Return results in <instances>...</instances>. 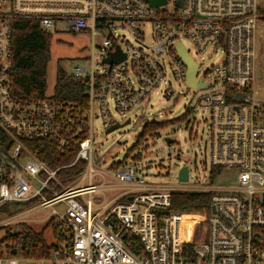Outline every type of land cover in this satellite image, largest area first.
I'll return each mask as SVG.
<instances>
[{
    "label": "built area",
    "instance_id": "1",
    "mask_svg": "<svg viewBox=\"0 0 264 264\" xmlns=\"http://www.w3.org/2000/svg\"><path fill=\"white\" fill-rule=\"evenodd\" d=\"M17 20L38 22L52 37H90V54L68 75L84 86L78 101L47 92L43 99L15 94ZM263 20L258 0H166L161 6L146 0H0V207L37 201L10 218L22 224L34 210L53 208L43 220L55 238L43 258L23 256L20 243H6L9 253L0 264H264V98L256 78V31ZM185 40L207 54L208 63L221 53L220 62L199 63ZM181 46L198 68L196 86L187 82ZM117 52L125 59L105 62ZM169 71L191 92L189 108L210 116L211 182L215 171V179L229 182L177 191L211 194L208 215L172 211V191L148 185L135 164L111 174L118 182L111 189L127 186L119 196L107 199L104 185L93 183L95 120L102 118L106 130L119 125L110 102L120 118L127 116L162 87ZM174 94L167 89L163 97ZM41 143L73 152L75 160L51 168L39 156ZM79 162L84 167L77 176L61 177ZM52 193L60 194L49 199Z\"/></svg>",
    "mask_w": 264,
    "mask_h": 264
},
{
    "label": "rangeland",
    "instance_id": "2",
    "mask_svg": "<svg viewBox=\"0 0 264 264\" xmlns=\"http://www.w3.org/2000/svg\"><path fill=\"white\" fill-rule=\"evenodd\" d=\"M259 7L264 10V0H258ZM147 40L149 32L147 31ZM128 39L133 43L130 35ZM102 39L97 38L96 44L101 45ZM91 39L89 36L77 35L66 32L55 35L51 42V59L47 71V95L52 96L57 84V75L63 71L67 75L74 73L76 66L83 61V58L90 54ZM184 45L190 51L192 57L201 64L209 61L207 54L196 52L195 47L189 40L184 41ZM256 78L258 90L264 98V20L257 25L256 31ZM222 54L219 53L208 66L216 65L220 62ZM209 68V67H207ZM167 89H172L175 94L172 98L166 99L163 93ZM191 92L180 84L170 73L165 78L162 87L151 96L149 100L139 104L127 116L120 118V114L115 110L114 104L110 102V112L112 116L120 121L121 128L109 133L103 127V119L94 122V144H95V169L93 183L103 184L106 191V198L110 199L119 190L111 189L112 185L118 182L111 174L117 173L121 168L130 167L135 164L140 175L148 185L163 188V191L177 192L179 189H212L216 186H224L229 182L226 178L214 179L211 182V160H210V136L209 124L210 116L204 109H190L189 102ZM96 112L99 109L98 103L95 105ZM184 117L181 122L172 121ZM130 121L129 124L127 122ZM152 122L168 123L164 128L139 137L143 127ZM172 139L174 143L168 145L166 139ZM183 166H188L190 179L187 183L179 181V170ZM68 182L67 185H74ZM88 185V179L84 182ZM81 186V184H79ZM56 194L47 195L49 199ZM96 197H99L96 195ZM29 205V204H28ZM27 204L14 203L11 210H27L35 208ZM61 208V205L56 207ZM53 208L34 210L26 221L36 231H42L47 226L43 220L52 212ZM10 216L0 214V240L4 239L8 228L13 231H20V224L12 223ZM11 222V223H10ZM4 223V225H3ZM191 237L195 238L198 229L190 228ZM45 239L48 244L55 242L54 232L51 227L45 230Z\"/></svg>",
    "mask_w": 264,
    "mask_h": 264
},
{
    "label": "trees",
    "instance_id": "3",
    "mask_svg": "<svg viewBox=\"0 0 264 264\" xmlns=\"http://www.w3.org/2000/svg\"><path fill=\"white\" fill-rule=\"evenodd\" d=\"M264 13V10H263ZM13 65L11 77L15 94L27 99H43L47 92V71L51 59V42L53 37L50 33L41 30L39 23L31 20H17L13 25ZM84 86L68 76L63 71L57 75V84L54 97L58 100L78 101ZM83 103L86 101L82 100ZM180 117L174 122H181ZM168 123L152 122L146 124L139 137L164 128ZM42 151L40 158L51 168H58L69 165L75 160L73 152L58 153L47 143H41ZM84 163L79 162L74 169L61 173V177L69 175L77 176L83 170ZM217 172L213 173V180ZM211 194L201 192H172V207L174 212L196 213L208 215L211 211ZM29 204V205H28ZM28 206H35L37 201L28 203ZM11 203L0 207V214H7L12 217L16 211L11 210ZM20 231H13L8 228L6 237L0 240V256L9 253L4 245L9 242L22 245V255L32 258L48 257L54 248L45 239V230L51 227L49 224L42 231H36L27 223L20 224ZM6 250V251H5Z\"/></svg>",
    "mask_w": 264,
    "mask_h": 264
},
{
    "label": "water",
    "instance_id": "4",
    "mask_svg": "<svg viewBox=\"0 0 264 264\" xmlns=\"http://www.w3.org/2000/svg\"><path fill=\"white\" fill-rule=\"evenodd\" d=\"M147 2H149L151 5L153 6H161L166 4V0H146ZM119 50V48H118ZM179 55L180 57L186 62L188 69H189V75H188V84L191 86H196V74H197V66L194 63V61L192 60V58L188 55L187 52L184 51V48L181 46L179 48ZM125 59V55L121 56L119 54V52L114 53L111 55L110 58H108L105 62L107 63H118L121 60ZM130 121L127 122V124H129ZM121 128V125H115L112 128H110L108 130L109 133L114 132L115 130ZM166 142L168 145H172L174 143V141L172 139L167 138ZM179 181L181 183H187L189 181V168L188 166H183L180 168L179 170ZM213 212H215V209L213 208Z\"/></svg>",
    "mask_w": 264,
    "mask_h": 264
},
{
    "label": "crops",
    "instance_id": "5",
    "mask_svg": "<svg viewBox=\"0 0 264 264\" xmlns=\"http://www.w3.org/2000/svg\"><path fill=\"white\" fill-rule=\"evenodd\" d=\"M126 189H127V186L126 185L121 186L120 192H119V194H117V196L121 195L123 193V190H126ZM93 196H96V194L93 195Z\"/></svg>",
    "mask_w": 264,
    "mask_h": 264
}]
</instances>
